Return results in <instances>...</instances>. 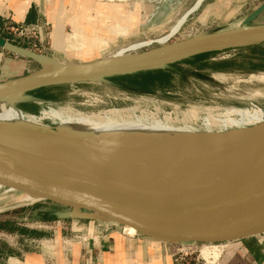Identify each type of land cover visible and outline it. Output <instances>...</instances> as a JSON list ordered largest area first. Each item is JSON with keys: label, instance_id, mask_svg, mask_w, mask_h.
Segmentation results:
<instances>
[{"label": "water", "instance_id": "obj_1", "mask_svg": "<svg viewBox=\"0 0 264 264\" xmlns=\"http://www.w3.org/2000/svg\"><path fill=\"white\" fill-rule=\"evenodd\" d=\"M262 13L264 2L244 16L237 27L197 33L172 42L149 41L148 46L154 45L151 48L83 63H64L0 36V49L39 66L0 82V102L14 106L44 103V99L29 92L59 85L110 84L109 78L114 76L164 70L200 54L264 44V24L253 25ZM203 78L211 81L209 76ZM40 126L33 128L38 135L45 129L54 130ZM238 139L237 147L224 141L216 145L215 151L228 156L230 162L215 174L204 173L206 176L201 177L195 170L179 180L172 170L178 160L161 167L169 180L178 181L177 190L164 204L159 198L166 186L156 189L154 201L147 208L71 177L41 153L16 141L10 129L0 128V189L27 196L31 201L25 203L29 205H51L50 215L58 220L87 221L90 228L78 237L90 247L97 246L101 236L115 233L161 249L174 264H215L246 242L264 239V136L248 137L246 142ZM71 142L46 141L43 146ZM130 227L134 229L132 235L125 230Z\"/></svg>", "mask_w": 264, "mask_h": 264}, {"label": "rangeland", "instance_id": "obj_2", "mask_svg": "<svg viewBox=\"0 0 264 264\" xmlns=\"http://www.w3.org/2000/svg\"><path fill=\"white\" fill-rule=\"evenodd\" d=\"M198 1L101 0L99 3L97 1L92 3L91 1L89 9L94 8V12H98L97 14L92 13L93 16L89 17L91 22L88 25L92 28L91 32L87 34L88 38L85 37L86 45L81 46L77 38L73 36V32L69 31V28H67L68 42L70 45L73 44L74 48H78V53L86 54L83 56H87L89 51L93 55L90 58L93 59H100L126 51L132 53L136 49L148 45L149 41L155 40L158 42L169 34L172 28L182 19V24H180L173 37H170L169 42L186 38L198 32L210 31L216 25L233 26L252 11L254 7L264 2V0L221 1L222 4L219 9L224 10V12L227 10L237 11L234 17L228 18L225 16L214 17L209 14L208 6L214 4V0H205L201 4L199 2L197 7L194 8ZM87 19L88 17L84 20ZM262 24H264V13L253 22V25ZM52 31V25L46 24L41 37L37 33L35 34L36 37H20L3 30L2 22L0 23V36L11 42H17L35 52L54 56L64 61L73 62L78 60L70 57L71 53L77 52L76 49H71L66 54L65 50L58 51L53 48L51 43ZM89 44L92 46L91 48H89ZM153 46L140 48L136 52ZM0 52L26 61V73L39 67L38 64L29 59L8 53L2 49H0ZM262 53H264V47L257 48L254 51L250 49L229 50L215 55L213 59L236 57L247 63L249 57ZM182 68L195 69L188 64H183ZM246 69H248L247 65ZM247 73L250 72L214 74L210 76L211 84L208 80H194L192 77L186 76L184 78L185 82L172 81L171 91L166 92L164 95L160 91H156L155 94L130 95L102 82L70 84L65 85L61 90L60 100L17 104L15 106L18 109H20L19 105L26 106L28 110L33 109L35 112L20 110L36 116H39L45 110L49 113L50 109L52 112L53 110L67 109L87 115H103L114 111L118 112L123 119H132L133 121L141 119L143 122H149L153 118L162 122L166 120L174 127H190L193 130L203 131L205 129L203 124L205 117L223 115L226 110L232 108L260 109L264 113V82L259 79L261 76L264 77V71L254 72L251 75ZM29 104L35 105L31 107ZM54 122L50 119H42L41 125L54 127ZM219 126V122L212 121L210 128L216 132L220 128ZM106 127L118 128L111 125H106ZM25 201H31V199L19 193H7L0 189V223L13 222L14 224H21L22 228L25 226L29 231L25 234L29 237H48L53 232H61L64 237L63 240L66 242H70V239L79 241L78 236L86 233L90 228L87 221L49 219L51 217V205H39L37 203L29 205ZM31 206H37L38 208H31ZM10 226V224H7L0 230V244L1 246L5 244V248L8 250H11L12 246H16L12 235L14 232H11ZM125 230L127 232L128 228ZM216 264H219V262Z\"/></svg>", "mask_w": 264, "mask_h": 264}, {"label": "bare ground", "instance_id": "obj_3", "mask_svg": "<svg viewBox=\"0 0 264 264\" xmlns=\"http://www.w3.org/2000/svg\"><path fill=\"white\" fill-rule=\"evenodd\" d=\"M182 21L158 42H165L172 37ZM259 79L264 82V77ZM50 110L49 113L45 110L36 116L22 112L10 102H0V128L10 129L16 141L41 153L46 160L71 177L110 190L128 202L147 208L154 201L156 189L166 186L159 198L164 204L177 190L178 181L169 180L160 170L161 167H169L173 160H178L172 170L179 180L185 179L195 170L201 177L206 176L204 173L215 174L230 162L228 156L215 151L217 144L224 141L237 147L240 137L243 139H238L239 142H246L248 137L264 136V113L260 109L232 108L223 115H209L204 119L203 131L174 127L166 120L162 122L153 118L149 122L123 119L114 111L103 115H87L67 109ZM42 119L55 121L54 130L45 129L38 135L33 128L40 126ZM210 121L219 122L220 128L215 133L210 128ZM106 125L118 128H107ZM56 140L73 142L43 146L46 141ZM152 158H156V161ZM127 232L133 234L134 229L130 227Z\"/></svg>", "mask_w": 264, "mask_h": 264}, {"label": "crops", "instance_id": "obj_4", "mask_svg": "<svg viewBox=\"0 0 264 264\" xmlns=\"http://www.w3.org/2000/svg\"><path fill=\"white\" fill-rule=\"evenodd\" d=\"M91 1L101 2V0H0V22L9 20L14 24H51L53 48L58 51L65 50L66 54L71 49H76L77 52L71 53L70 57L78 60L71 62L52 57L64 63L89 62L96 59L90 58L93 55L89 51L87 56H83L86 54L78 53V48L69 44L67 28L84 47L85 37L88 38L87 34L92 28L88 25L91 22L89 17L93 16L92 13L98 12H94V8L89 9ZM214 1V4L208 6L210 15L228 18L236 15V10L224 12L219 9L221 1L225 0ZM86 17L88 19L84 20ZM243 18L233 26L216 25L210 31L237 27ZM91 47L89 44V48ZM26 71V61L0 52V82L23 75ZM12 224L15 228L12 235L16 246H12L13 248L10 246L11 250H8L5 244L3 247L0 244V264H174L172 258L161 249L138 240L127 239L121 234L101 236L98 245L90 247L81 240L70 239V242H66L61 232H53L48 237H29L25 235L27 233L22 232V229L29 232L25 226L22 228L21 224ZM216 256L214 254L213 258ZM219 264H264V239L250 240L242 247L227 252Z\"/></svg>", "mask_w": 264, "mask_h": 264}, {"label": "trees", "instance_id": "obj_5", "mask_svg": "<svg viewBox=\"0 0 264 264\" xmlns=\"http://www.w3.org/2000/svg\"><path fill=\"white\" fill-rule=\"evenodd\" d=\"M1 23V22H0ZM2 37V36H1ZM4 38V37H3ZM14 44L23 46L17 42ZM264 47V44L250 46L245 48H239L236 50H252L259 49ZM221 52H211L204 53L192 58L183 60L178 63L170 65L164 70H153V71H144L138 72L130 75L114 76L109 78V86L128 93L130 95L136 94H155L156 91H160L162 95L166 92L171 91L172 81L185 82L184 78L186 76L192 77V79H204V76H212L214 74H223V73H247L249 75L254 72L264 71V53L256 54L253 57H249L247 63L244 60H239L236 57L226 58V59H213V57ZM183 64L192 65L195 69H184L182 68ZM246 65L248 69H246ZM245 66V67H244ZM205 80V79H204ZM207 81V80H206ZM210 82V80H208ZM211 84V82H210ZM65 85L59 86H49L35 89L29 92L30 95L39 97L47 101H57L61 98V90ZM167 97V96H165ZM31 105V104H29ZM35 104H32L31 107H34ZM21 110L27 111L26 106L19 105ZM28 112H35L33 109H29ZM38 206V205H37ZM37 206H31V208H38ZM49 219H56L54 216H51ZM13 222L0 223V230H2L7 224H10L11 232H15V228L12 224ZM22 232L27 233L26 230L22 229Z\"/></svg>", "mask_w": 264, "mask_h": 264}, {"label": "built area", "instance_id": "obj_6", "mask_svg": "<svg viewBox=\"0 0 264 264\" xmlns=\"http://www.w3.org/2000/svg\"><path fill=\"white\" fill-rule=\"evenodd\" d=\"M44 25H46V24H14V23L10 22L9 20H5L2 23V29L7 31L8 33H13V34H16L17 36H20V37H23V36L24 37H33V36H35L36 33L41 37ZM171 38L167 39L165 42H169V40ZM146 46H148V45L142 46L140 48H143ZM140 48H138V49H140ZM138 49H136V51ZM136 51H133V52H136ZM126 52H128V51H126Z\"/></svg>", "mask_w": 264, "mask_h": 264}]
</instances>
